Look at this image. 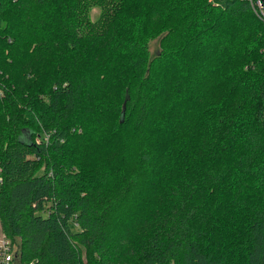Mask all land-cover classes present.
Returning <instances> with one entry per match:
<instances>
[{"label":"trees","instance_id":"16d2710c","mask_svg":"<svg viewBox=\"0 0 264 264\" xmlns=\"http://www.w3.org/2000/svg\"><path fill=\"white\" fill-rule=\"evenodd\" d=\"M0 232L11 264H264V20L0 0Z\"/></svg>","mask_w":264,"mask_h":264},{"label":"built area","instance_id":"2783aa9c","mask_svg":"<svg viewBox=\"0 0 264 264\" xmlns=\"http://www.w3.org/2000/svg\"><path fill=\"white\" fill-rule=\"evenodd\" d=\"M252 12L264 20V0H245ZM15 246L10 245L8 240L0 242V264H11Z\"/></svg>","mask_w":264,"mask_h":264},{"label":"rangeland","instance_id":"374dc122","mask_svg":"<svg viewBox=\"0 0 264 264\" xmlns=\"http://www.w3.org/2000/svg\"><path fill=\"white\" fill-rule=\"evenodd\" d=\"M98 13H99V10H98V8L96 6H92L88 10V16H89V18L91 20L96 19L97 16H98ZM157 40L158 39L156 38V39H153V40L148 42V53H149V56H152L155 53V51L157 50V47H158ZM41 116H42V119L43 118L46 119L45 112H43V114ZM44 121H47V120H44ZM40 135L42 136V139L44 141L48 142L50 140V138H49L47 133H44V132L41 131ZM33 139H37L36 136H34ZM5 239L6 238L0 232V242L5 240Z\"/></svg>","mask_w":264,"mask_h":264}]
</instances>
